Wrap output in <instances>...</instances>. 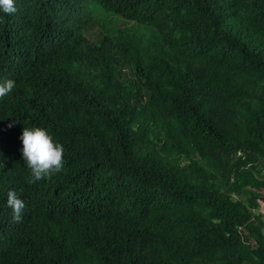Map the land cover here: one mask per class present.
<instances>
[{"label":"trees","instance_id":"obj_1","mask_svg":"<svg viewBox=\"0 0 264 264\" xmlns=\"http://www.w3.org/2000/svg\"><path fill=\"white\" fill-rule=\"evenodd\" d=\"M14 3L0 264H264V0ZM24 126L61 172L29 183Z\"/></svg>","mask_w":264,"mask_h":264},{"label":"clouds","instance_id":"obj_2","mask_svg":"<svg viewBox=\"0 0 264 264\" xmlns=\"http://www.w3.org/2000/svg\"><path fill=\"white\" fill-rule=\"evenodd\" d=\"M0 12L14 14L17 12L14 0H0ZM15 87L11 79L0 83V99L8 95ZM11 127V125H9ZM22 142L23 161L30 170L29 183L50 178L64 167V146L55 142L49 132L43 127L24 126L19 137ZM7 205L12 209L13 219L19 221L26 205L13 190L7 192Z\"/></svg>","mask_w":264,"mask_h":264},{"label":"rangeland","instance_id":"obj_3","mask_svg":"<svg viewBox=\"0 0 264 264\" xmlns=\"http://www.w3.org/2000/svg\"><path fill=\"white\" fill-rule=\"evenodd\" d=\"M257 209L264 215V202L258 201Z\"/></svg>","mask_w":264,"mask_h":264}]
</instances>
